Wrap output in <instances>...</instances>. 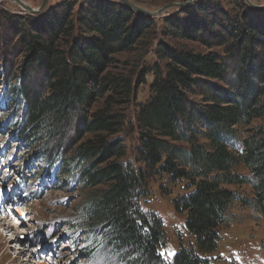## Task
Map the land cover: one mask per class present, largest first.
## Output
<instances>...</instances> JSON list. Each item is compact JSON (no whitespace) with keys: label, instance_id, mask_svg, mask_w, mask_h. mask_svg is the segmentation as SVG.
<instances>
[{"label":"trees","instance_id":"trees-1","mask_svg":"<svg viewBox=\"0 0 264 264\" xmlns=\"http://www.w3.org/2000/svg\"><path fill=\"white\" fill-rule=\"evenodd\" d=\"M235 7L201 0L183 22L163 20V36L208 53L161 42L133 125L124 109L133 81L108 68L143 37L141 16L118 2L85 0L74 13L63 5L13 25L14 49L26 56L7 90L23 106L14 134L26 146L44 143L49 156L65 151L86 197L77 226L117 264H216L233 208L264 218V7ZM129 124L137 135L131 157L120 136ZM155 177L182 185L171 205L190 241L170 259L161 254L162 220L142 206Z\"/></svg>","mask_w":264,"mask_h":264},{"label":"rangeland","instance_id":"rangeland-1","mask_svg":"<svg viewBox=\"0 0 264 264\" xmlns=\"http://www.w3.org/2000/svg\"><path fill=\"white\" fill-rule=\"evenodd\" d=\"M84 1L0 0V217L5 218L0 223V255L7 254L2 264H117L114 257L101 252L90 232L77 226L86 197L79 189L72 170L66 168L65 151L60 155L53 148V156H49L48 146L42 142L32 147L20 142L14 132L15 125L22 123L23 106L7 93L11 87L17 86L16 80L13 83L10 80L13 76L20 78V70L26 59L20 50L14 49L17 40L14 23L22 18L39 21L62 11L60 7L63 5L74 6V13ZM103 1L120 3L118 0ZM128 1L154 13L165 5L188 0ZM198 1L201 0H191L160 17L134 12L146 21L148 27L143 37L129 50L112 57L113 63L108 68L112 73H119L133 81L131 102L124 107L131 125L134 124L132 115L135 103L148 95L152 80L148 71L158 63L155 50L161 42L166 47L208 53L196 43L173 40L160 33L164 29V19L183 22L189 17L186 10L195 7ZM204 1L219 4L226 12L236 11L238 4L247 5L244 0ZM249 2L257 7L264 4V0ZM150 21L153 25H150ZM212 51L220 52L219 49ZM100 105L99 101L95 106ZM252 125H256V122ZM120 136L128 149V157H131L137 135L130 124L126 125ZM149 188L150 194L142 206L162 220L167 242L161 254L170 259L180 242L186 245L190 241L183 229V216L177 214L171 205V200L182 191V185H172L163 178L155 177L150 181ZM242 190L249 193L247 188ZM4 223H7V229ZM215 256L216 264H264V218L257 217L246 208H233L228 224L220 229V241L213 259Z\"/></svg>","mask_w":264,"mask_h":264},{"label":"water","instance_id":"water-1","mask_svg":"<svg viewBox=\"0 0 264 264\" xmlns=\"http://www.w3.org/2000/svg\"><path fill=\"white\" fill-rule=\"evenodd\" d=\"M122 5L128 7L129 9H131L132 11L136 12V13H140V14H143L145 16H151V17H160V16H165V13L171 9H174V8H179L181 6H184L185 4H187L188 2H191V0H188L184 3H172V4H168V5H165L164 7L158 9L156 12L154 13H151L149 11H145V10H142L138 7H136L135 5H133L132 3H130L128 0H118ZM245 3L250 6L251 8H263L264 7V4L263 6H255L253 5L251 2H249V0H244ZM20 5L22 7H24L25 9L33 12V10H31L29 7H27L26 5L20 3Z\"/></svg>","mask_w":264,"mask_h":264},{"label":"bare ground","instance_id":"bare-ground-1","mask_svg":"<svg viewBox=\"0 0 264 264\" xmlns=\"http://www.w3.org/2000/svg\"><path fill=\"white\" fill-rule=\"evenodd\" d=\"M2 205H3V202H2ZM3 208V207H2ZM3 219H5L4 217L2 218V217H0V223H2L4 220ZM5 224V223H4ZM7 225V223L5 224V225H3L4 226V228H6L5 226ZM8 225H9V223H8ZM11 225H9V227H10ZM7 229V228H6ZM2 253V252H1ZM5 258H7V254H5V253H3V254H1L0 255V264H2L3 263V261H4V259ZM11 263V262H10Z\"/></svg>","mask_w":264,"mask_h":264}]
</instances>
